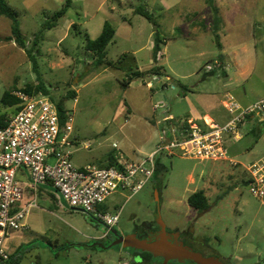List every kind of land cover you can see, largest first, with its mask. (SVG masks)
<instances>
[{"label":"rangeland","instance_id":"obj_1","mask_svg":"<svg viewBox=\"0 0 264 264\" xmlns=\"http://www.w3.org/2000/svg\"><path fill=\"white\" fill-rule=\"evenodd\" d=\"M6 1L18 13L28 47L34 35L66 2ZM102 1L72 0L56 26L45 29L44 38L34 51L38 72L33 71L26 52L6 40L10 20L0 17V114L11 118L19 109L20 101L16 105L4 102L6 92L15 97L17 92L33 98L46 96L35 89L39 81L56 100L68 91H75L76 97L65 103L72 117V139L76 142L71 158L74 167L104 168L110 155L131 161L150 153L159 143L161 127L167 118L172 117L169 126L186 128L191 103L200 107L197 101L210 100L219 105L223 116L230 118L220 104L225 98L218 95L229 93L244 107L264 99V0H214L216 14L205 0H107L105 5ZM137 8L152 13L154 22L134 13ZM191 20H196L198 27L190 26ZM106 21L116 29L107 48V58L116 62V66L96 69L93 54L85 48L86 35L96 39ZM74 23L78 24V30H71ZM156 31L163 39V57L158 63L162 67L160 76L146 73L153 66ZM218 43L239 56L222 54ZM221 55L235 82L228 89L222 70L214 66ZM236 62L243 66L241 72H245V77L235 73ZM209 69L217 72L207 76ZM138 70L143 74L123 88L121 83L127 74ZM195 122L204 125L203 120ZM259 126L261 133L258 130L253 133L252 125L246 124L240 140H228L229 148L239 150L230 153V158L247 165L264 157V121ZM86 144L89 148L84 147ZM160 159L165 170L159 177L147 182L133 196L128 191H119L97 207L100 213L120 212L119 222L105 242L160 219L170 230L190 227L192 236L203 240L230 264H264V200L251 194L245 183L244 167L178 154ZM17 180L25 190L24 179L17 176ZM199 190L208 198L209 208L205 211L194 209L187 201ZM30 193L39 208L27 216L28 230H19L23 231L22 238L30 242L23 248L21 264L133 262L122 245L93 248L92 239L103 237L106 232L95 218L60 203L53 190L38 189L36 196L33 190ZM135 262L148 264L139 258Z\"/></svg>","mask_w":264,"mask_h":264},{"label":"built area","instance_id":"obj_2","mask_svg":"<svg viewBox=\"0 0 264 264\" xmlns=\"http://www.w3.org/2000/svg\"><path fill=\"white\" fill-rule=\"evenodd\" d=\"M214 64L216 69L221 66L219 61ZM15 95L20 101L19 109L6 126L0 127V264H8L11 259L5 249L6 238L12 231L24 229L27 216L38 208L35 197L24 203L25 190L17 180L19 170L27 171L35 196L39 188L49 186L69 207L99 221L106 229L101 239L118 224L120 212L100 213L97 207L116 192L128 191L132 196L138 193L154 178L160 156L178 154L200 161L241 165L247 172L251 194L264 200V157L244 165L229 157L228 147L229 139H241V129L250 119L258 117L256 125L264 121V99L244 107L228 93L223 105L230 118L224 124L211 120L200 125L190 121L185 129L170 125L163 128L159 143L149 154L111 167L76 168L71 163L76 142L72 139L70 111L62 123L57 105L49 96L33 98L23 92Z\"/></svg>","mask_w":264,"mask_h":264},{"label":"trees","instance_id":"obj_3","mask_svg":"<svg viewBox=\"0 0 264 264\" xmlns=\"http://www.w3.org/2000/svg\"><path fill=\"white\" fill-rule=\"evenodd\" d=\"M72 0H66L64 5L60 10L55 12L49 20L46 25H44L43 29H41L38 33H36L32 39L31 46L28 47V42L26 38L24 37L22 30L20 28V24L18 21V13L9 6L6 0H0V17H5L10 20V35L6 38L7 41L14 42L18 47L22 48L29 60L32 62L33 65V71L38 72V62L36 58L34 57V51L36 49V45L38 44V41L42 40L44 38L45 29H51L53 26H56V23L58 19L65 16L68 9L71 6ZM206 3L212 8V11L214 14L217 13L216 7L214 6V0H206ZM135 13L145 17L147 20L154 22V16L152 13H150L148 10H145L143 8H137L135 10ZM216 21L217 18H215ZM78 30V24L74 23L71 26V30ZM116 34L115 27L109 22L106 21L103 25V29L101 34L96 39L89 38L88 35H86V42H85V48L88 52H91L93 54V65L94 68L98 69L100 67L110 68L113 66H116V62L109 60L107 58V48L110 43L113 42L114 37ZM163 39L159 35V33L156 31L154 34V41H153V48H152V60H153V66L146 72L148 74H154L155 76H160L162 74L161 66L158 65L159 61L163 57L162 53V45ZM219 48H222V45L218 43ZM223 59V56L221 55L219 58V61L221 62ZM223 64L221 63L220 71L223 70ZM216 70H213L211 72L207 73V76H212L214 73H216ZM223 73V72H222ZM143 74L141 71H134L131 72L129 75L127 74V79L124 80L121 84L123 88H128L130 86L131 80L133 78H139ZM39 78V77H38ZM39 81V79H38ZM35 89L37 92L42 93L43 95L49 96L51 100H53L58 108L59 115L61 122L64 123L66 120V100L69 98H75L76 92L75 91H68L64 96H61L56 100L51 94L48 88L44 85L42 81H39V83L36 84ZM24 92L29 93L28 89H25ZM4 102H8L11 105H16L19 103V99L15 97L12 93L6 92L4 98ZM9 100V101H7ZM10 118H8L6 115L0 114V127H4L7 125ZM250 119V118H248ZM189 120H187L185 127H189ZM256 129H252L253 133H256ZM259 133V132H258ZM117 164V160L114 155H110L108 158L107 167H111ZM165 170L164 165L161 163L160 157L156 160V171L154 178H157L163 173ZM245 183L247 184V180H245ZM42 189V188H41ZM52 196L55 197V195L52 194ZM188 204L193 207L194 209L198 211H205L209 208L208 198L203 190L196 191L192 193L188 197ZM131 254V253H129ZM132 255L135 257L133 258V262L131 264H137L135 260L139 258L140 262L145 261L148 263H153V255L149 252H133ZM18 261H9L8 264H17Z\"/></svg>","mask_w":264,"mask_h":264},{"label":"crops","instance_id":"obj_4","mask_svg":"<svg viewBox=\"0 0 264 264\" xmlns=\"http://www.w3.org/2000/svg\"><path fill=\"white\" fill-rule=\"evenodd\" d=\"M59 2V0H57ZM107 0H103L102 1V5L106 3ZM128 1V0H126ZM205 3H206V0H205ZM64 4H62L63 6ZM119 5L122 6V2L119 1ZM115 10L114 6L110 7V11L113 12ZM136 10V9H135ZM135 10H134V13H135ZM57 12V11H56ZM190 26H193L194 28L198 27L196 24H197V21L196 20H191L190 22ZM73 25V24H72ZM104 25V24H103ZM103 29V28H102ZM102 32V31H101ZM101 34V33H100ZM89 36V35H88ZM90 38V37H89ZM229 47H225L224 45H222V48H221V51H222V54L224 55H232V56H236L238 57L239 54L238 53H235V51H232L231 52L229 51ZM245 51V50H244ZM224 55H223V59L221 61V63L223 64V70L221 71V76L222 78L226 81L225 83V88L228 89V87H231V86H234V81L231 77V73L228 69V65L226 64V60L224 58ZM240 58V57H239ZM238 58V60H239ZM241 63L243 62V57L240 59ZM238 62V61H237ZM236 62V65L238 67L237 71L235 73H238V75L240 76H244L245 77V72H241V69L243 68V66H239V63ZM159 65V64H158ZM223 72V73H222ZM228 92V91H226ZM228 94V93H227ZM198 95V94H197ZM226 94L223 93V95H218L220 96L221 98H224ZM199 102V104H201L202 106H198V103H197V106H195L194 104L191 103V111L186 115L187 117V120H189L188 122L192 121V122H195L196 120L198 121H201L203 120L204 122H209L211 120L215 121L217 124H224L228 121V116L227 115H222V110L219 108V105L218 104H215L213 102H211L210 100H202V101H197ZM220 104L222 105V107L225 109L224 105H223V101L221 100L220 101ZM199 107V108H198ZM226 114V112H225ZM170 119L172 120V117H169L167 118L166 122L162 125L161 127V131L163 130V128L169 126V124L171 123L170 122ZM247 124H251L252 125V129H257V126H258V132L261 133L262 130H260V127L259 125H256V122H255V119H250ZM173 125V124H172ZM235 150L229 148V152L232 154L233 152H238V148L235 147L234 148ZM149 154V153H148ZM143 155H146V154H143ZM143 155H140L138 156L137 158L143 156ZM116 160H117V163L119 161H121L120 159H117V157L115 156ZM136 158V159H137ZM18 177H20V179H24V181L26 182V186L27 188L25 189V201L24 203H27L29 200L32 199L31 197V193H30V190H31V184H30V178H29V175L27 173V171L25 170H19L18 172ZM47 187V188H46ZM49 186H45V187H41L42 189H45V190H51L48 188ZM39 188V189H41ZM51 188V187H50ZM53 193L56 195V193L53 191ZM58 199V198H57ZM59 200V199H58ZM60 203H62L63 201L59 200ZM37 203V202H36ZM37 206H38V203H37ZM39 208V206H38ZM37 209V208H36ZM34 210V209H33ZM25 224H26V227L24 228L23 231H27L28 229V226H27V221H25ZM23 231H19V232H16V231H12L11 234L6 238L5 240V249L6 251L8 252V254L10 255V260L11 261H18L17 264H21V261H22V254H23V248L25 245H28L30 244L27 243L28 241L23 239V235L20 234L21 232ZM102 237H95L92 239V246L93 248H95V244L96 243H99V241L101 240ZM126 250V249H125ZM128 251V250H127ZM128 253H133V252H129ZM38 257V256H37Z\"/></svg>","mask_w":264,"mask_h":264},{"label":"water","instance_id":"obj_5","mask_svg":"<svg viewBox=\"0 0 264 264\" xmlns=\"http://www.w3.org/2000/svg\"><path fill=\"white\" fill-rule=\"evenodd\" d=\"M48 188L57 193L55 189ZM159 224L161 232L154 240H142L134 236H127L125 238L120 237L118 241L108 246L102 243H96L95 246L99 245L106 249L122 245V247L129 252H149L153 255V260L162 258L163 264H169L173 261H178L181 264H188V262L192 264H227L217 256H203L185 246L183 243L175 241V239L168 234L167 227L161 220H159ZM116 235H118V233H116Z\"/></svg>","mask_w":264,"mask_h":264},{"label":"flooded vegetation","instance_id":"obj_6","mask_svg":"<svg viewBox=\"0 0 264 264\" xmlns=\"http://www.w3.org/2000/svg\"><path fill=\"white\" fill-rule=\"evenodd\" d=\"M160 220V219H159ZM159 220L155 219L153 222L146 223L142 227L136 228L131 234H122V237H136L142 240H154L156 236L161 232V227L159 224ZM192 229L188 227L187 229H174L170 230L167 228L168 234L175 239V241L183 243L185 246L191 248L193 251L202 254L203 256H217L209 247L203 242V240H199L192 236ZM111 234V233H110ZM108 235L106 238L101 239L100 241H104L103 243L108 246L116 241H118V237H112L109 241L105 242V240L111 235ZM133 258H135L132 253L130 254ZM221 259V258H220ZM225 263L230 264L228 261L223 260ZM155 264H163L162 258L153 261ZM150 264V263H148ZM169 264H181L178 261L170 262ZM188 264H192L188 262Z\"/></svg>","mask_w":264,"mask_h":264}]
</instances>
